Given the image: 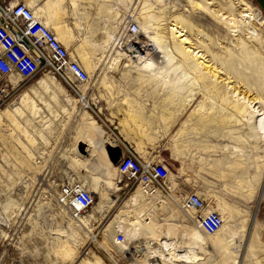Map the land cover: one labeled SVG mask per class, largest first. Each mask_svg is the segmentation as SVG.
I'll return each instance as SVG.
<instances>
[{
    "label": "rangeland",
    "instance_id": "obj_1",
    "mask_svg": "<svg viewBox=\"0 0 264 264\" xmlns=\"http://www.w3.org/2000/svg\"><path fill=\"white\" fill-rule=\"evenodd\" d=\"M9 1L16 2V0ZM246 1L249 4L251 2L253 9L261 14L259 17L264 19V13L257 2ZM109 3L115 8L111 12L113 14L105 11L106 5L101 4L100 0L88 3L91 5L87 8L90 12L92 10L95 14L103 16L107 14L108 17L111 15L109 22L99 18L93 23H83L85 33L83 31L81 35L87 37L91 35L92 39L84 37L89 45L96 43L102 46L103 31L113 29L111 28L113 23L120 33L117 37L121 38L124 15L136 12L140 7L139 0H109ZM162 3L159 9H156L158 13L160 11L161 14L164 13L169 17L175 14L183 15L208 37L210 36L212 41L200 43L199 46L208 59H213L211 62L217 71L221 72L219 73L221 76H228L229 72L226 68L228 63L233 62L239 69L241 68L243 50L233 46L237 37L232 36L230 29L218 19L193 8L188 0H162ZM135 6L137 8L134 10ZM137 22L141 35L145 37L144 42L148 44L146 37L153 34L155 25ZM71 26L76 33L79 25L72 23ZM263 26L259 31L262 35H264ZM246 33L247 31L241 28L239 34L243 41L247 39ZM81 39L82 37L79 39L80 42ZM202 40L205 42L206 38ZM128 44L122 45L121 48L130 54ZM226 47H232L236 55L231 53L229 57L224 58L229 53ZM100 50L101 47L92 54L98 64H101V70L89 77L95 79L98 88V95L95 94V97L106 100L110 94L109 70L113 68L105 66V63L98 60ZM13 55L16 57V53ZM150 55L155 64L153 71L158 76L163 74L160 81L157 77H153L155 79L151 81L140 77L142 71L135 67L113 69V82L130 81L132 75L136 74L135 80L140 87H144L143 92H147L143 98L132 97L126 93L117 98L113 86V117L122 116L127 119L124 128H115L113 125V130L117 129L130 141L144 160H160L165 163L168 167L171 196L183 194L184 202L186 194L197 190L206 195V198L218 202L221 206L219 211L223 215V227L218 234L210 236L212 245L206 242V234L193 229L195 223L186 216V208H180L171 198L168 199L169 209L166 208L164 217L167 218L163 221L156 218V213L154 215L150 211L148 204L149 207L143 218H149L150 222L144 223V233L139 236L130 237L131 234H126L125 231L117 228L113 220V224L108 225L115 212L112 200L119 195L121 197L117 203L120 204L121 200L123 198L125 200L126 195L134 189V187L125 188L124 185L127 183L118 182L119 176L113 164L105 150L103 152L99 148L105 138L111 136L106 125L109 122L113 124V119H109L108 122L100 114L102 120H99L91 111L82 114V106L78 104L75 106V110L78 108L77 111L65 121L66 116L61 112V104L66 105L63 96L67 94L75 98L77 96L52 71L41 69L34 76L27 78L19 76L16 72L6 77L0 76V112L6 106L18 105L20 94L25 90L34 96L41 107L35 116L29 114L23 117L17 116L33 136L32 142L22 132L15 130L8 120V127H0V264H53L51 257L58 262L57 264H76L81 256L88 254L89 250L99 255L104 264H149L150 259L145 254L149 251V246L158 247L156 238L167 234L178 237L183 244H191L197 250L206 252L208 259L202 264H238L235 263L236 258L241 264L245 262L264 264V186L263 189L261 188L264 178V144L253 136L255 134L251 129L252 123L249 125L245 121L243 125L237 123L232 111L226 108L215 94L204 88L202 80L197 76L195 78V75L181 63L179 65L177 59L168 61L166 58L158 57L159 53ZM219 57L223 58L224 62ZM17 58L21 63V57L18 55ZM77 60L85 68L80 59ZM119 69L124 71L120 72ZM130 69L135 70V73L129 71ZM43 73L51 74L57 83L64 85L63 93H59L51 84L50 90L41 87L37 81ZM242 76L237 82L231 78L230 81L233 82L230 84H238L241 89L250 87L253 93L257 92L254 84L259 79V75L254 71H247ZM12 81L15 86L12 85ZM121 85L131 93L136 90L131 84ZM263 85L264 83L257 85V89L259 88L257 93L264 99ZM172 87L176 88L172 89ZM119 89L120 87L117 92ZM81 90L84 97L85 89ZM53 91L58 96L56 100L50 98ZM81 100L80 102L87 106L84 102L86 99L81 98ZM127 102L131 103L130 106L139 113H137L139 118L147 126V132L151 136L149 141L142 138L134 123L129 121ZM192 102L198 103L196 109L199 112L194 117L188 114ZM100 103L101 100L97 103L98 106ZM52 112L58 114L53 116ZM76 128L85 130L84 136L87 140L84 136L82 139L92 147L91 151L86 150L84 155L88 157L86 161L72 151L73 145L70 142ZM182 129L185 131L179 134ZM138 141H142V144H138ZM226 144L230 147L236 145L243 152L237 154L231 149H226ZM205 156L214 158L213 162H209ZM209 166L213 167V170ZM82 182L95 192V203L91 209L81 214L84 219L86 218L87 226L91 230L97 233L103 231L100 235L105 241L106 250L89 240L86 229L71 221V214L67 209V212H58L60 207L56 197L60 187ZM120 184L123 186L122 189ZM182 185H185L184 188ZM101 193H105L108 199L102 202ZM127 206L125 205L124 208ZM103 212H107L106 216L100 219ZM60 214L64 216L63 219ZM134 217L135 215L130 216L129 219L122 216L116 219L129 226L134 223L136 219ZM68 223L83 235L85 239L83 245H77L76 240H79V237L67 229ZM118 232L124 234V241L121 243L117 242ZM56 236L62 238L71 236L69 240L76 243L73 261H61L51 254L52 241ZM137 243L145 245V253L133 252Z\"/></svg>",
    "mask_w": 264,
    "mask_h": 264
},
{
    "label": "bare ground",
    "instance_id": "obj_2",
    "mask_svg": "<svg viewBox=\"0 0 264 264\" xmlns=\"http://www.w3.org/2000/svg\"><path fill=\"white\" fill-rule=\"evenodd\" d=\"M188 1L193 8L198 9L204 13H208L209 15L218 19L220 23L224 24L226 28L230 29V34L232 36L237 37L235 40L236 43L233 46H237L238 48L243 50L242 65L240 69L237 67L235 63L233 62L228 63L226 65L227 66L226 68L229 72L227 73L228 76L227 77L221 76L219 74L221 72L217 71L216 67L213 65V62H211V60L213 59H208L207 55H205V53H203V51L200 49L201 46H199L200 43H208L212 41L210 36L208 37L204 31L197 28L192 22H190L183 15L175 14L172 17H169L166 16L164 13L161 14L160 11L158 13L156 9H159V7L163 4L162 0H139L140 7L137 9L136 12H130L132 19L137 24H138L137 21H142L148 23L151 26L155 25L153 27V29H155L152 32L153 34L148 35L146 37L148 38L147 39L148 44H146L144 42L145 37L141 35L140 26L138 24L139 33L141 36L140 48H138V46L136 45L128 44L127 40L129 38L127 36L123 38V27L125 26V20L123 19H122L123 24L121 28L122 31L121 38L117 37L118 35H120V33L116 29V24L113 23L111 26V28L113 29H108L103 31L104 37H103L102 46L101 44H96V43L89 45L86 39H92L90 37L91 35L88 37L87 35L86 36L81 35L82 34L81 31L83 30L82 25H79L78 28L80 35L79 36L76 35L73 31V27L64 20L63 10L56 3H50L49 7H45L42 12L43 15L46 14V17H44L45 18L44 24L53 30L56 38L61 43L64 44V46L69 50L70 55L72 57L74 56L73 57L74 59L76 60L77 58L80 59V61L84 64L86 69L84 67L83 68L87 70L89 76H93L96 72L97 73L100 72L97 70H101L100 68L101 64L100 63L98 64V61L94 59V55L92 54V52H95L97 48L99 49L100 47L102 48V50L98 51L100 55L98 57V60L101 61L102 63H105V66H108L113 69L118 67H122L124 69L135 67L141 69L142 73L140 77L148 78L150 81L151 79H155L153 77H157L159 81L163 77V74L162 76H158L156 72L153 71L155 64L152 56L150 55L151 53H159L160 56L158 57L166 58L168 61L177 59L176 61L178 62L179 65L181 63L183 66L187 67L195 75V78L197 76L198 79L202 80V85L204 86V88H206L207 91L210 90L213 94H215L220 99L221 103L226 108H229L232 111V113L236 116L235 119L237 123L241 125H243V121H245L246 124L248 125L252 123L253 126L251 127V129L254 131L255 134L253 136H255L257 140H260L264 144V99L263 97L260 96L259 93H257L259 91V88L257 89V85L260 86L262 85V83H264V35H262L259 32L260 27L264 25V19L262 17H259L261 14L257 13L253 9V4L251 2L249 4L246 0H221V1L220 0H188ZM100 2L101 4L106 5L105 11L107 13H111L115 9L113 7V4L109 3V0H100ZM136 8L137 6L134 7V10ZM109 17H111V15ZM109 17L106 16L107 21H109ZM41 19L43 21V18ZM241 28H244L247 31L246 33L247 39L243 38L244 41L242 40V37L239 34L241 32ZM1 31L3 30L0 27V32ZM81 37L82 39L80 42L79 39ZM84 37L87 38L85 39ZM203 38H206L205 42L202 40ZM124 44H128L127 48H128V52H131L130 54H128L125 50L121 48L122 45ZM75 45L76 48H74ZM226 48L229 50V53L226 54L224 58H227L230 56L231 53H234L232 51V47H226ZM219 59L222 62H224L223 58L219 57ZM134 62H137V64ZM247 71H254L259 75V79L254 84V89H256L255 91L257 92L253 93L250 87H248V89H241V86L238 84H230L231 82H233L230 81L231 78H234L237 82L238 80H240L239 78L243 77L242 74H246ZM232 73H235L236 75ZM37 82L45 90L47 89L50 90L49 88L51 84L53 87L58 89L59 93H63L62 87H64V85H62L61 83L60 84L57 83L53 79V76L49 73H43ZM12 85L15 86L14 81H12ZM175 88L176 87H172V89ZM32 91L34 90L32 89ZM20 95L21 96L18 105L14 107L6 106L4 110L0 112V127H8L9 125L7 123L8 120L10 124L15 128V130H19L20 132H22L26 136V138L30 139V142H32L34 140L33 136L30 134V132H28L25 126L21 124L18 117H23L24 115L27 114L35 116L39 113L41 107L38 104L37 100L34 98V96L30 95L29 91L25 90ZM50 98L56 100L58 99V96L53 91L52 97ZM63 98L66 100V105L61 104L62 105L61 112L67 113L68 115H70L72 112L74 113L76 111L75 106L78 103H80V101H82L81 98L84 99L83 95L81 98L79 97L75 98L68 94L63 96ZM208 100L212 101L210 98H208ZM84 102L87 105V101L85 100ZM129 103L128 102L126 103L129 121L131 120L134 123V126L139 130L141 137L149 141L151 136L147 132V126L144 124L143 120L139 118L138 115L139 113L136 112L135 109L130 106L131 103L130 104ZM191 105L192 108H189L188 114L189 116L194 117L195 114L199 112L198 109H196V105H198V103L192 102ZM52 114L53 116H55L58 114V112H52ZM126 121L127 119L123 118L122 116L113 117V125L115 128H124L127 124ZM184 131L185 129H182L179 132V134L183 133ZM80 142L86 144L88 150L90 151L92 147L88 142L84 141L81 138H79L76 141V143L73 145L72 151H74L80 157H83L84 155H82L77 148ZM108 142L109 143L113 142L111 136ZM138 144H142V141H138ZM104 145L102 143V145L99 147L100 150L103 152L105 150L103 148ZM222 146L224 145L222 144ZM225 147L226 149H231L233 152L237 154L238 153L241 154L243 152L236 145H232L230 147L229 144H226ZM39 161L40 160H37V162ZM113 166L115 172L118 174L116 165ZM187 179L188 178H186V180ZM82 184L88 186L84 182H82ZM167 184L169 185L170 190H169V194H167L165 198H163L164 200L163 204H165V207L169 209L168 199L171 198V200L173 202L175 201L181 208V206L183 205V199H182L183 194H180V196L173 194L171 196V185L169 183V180L167 181ZM263 184H264V178H263V183L261 185L262 189H263L262 186H264ZM119 186L121 189L123 188L121 184ZM182 186L184 188L185 185ZM90 189L93 193H95L92 190V188ZM194 191L197 192V190ZM198 193L201 194L203 198L207 201V205L204 209V212H207L209 210H215L222 216V220H223L222 212L219 211L221 210L220 208L221 206L218 204V202L215 201V199L206 198V195H204L201 192ZM120 197L121 196L118 195L115 197L114 200H112V207H115V212L113 216L111 215L112 218L111 220L109 219L111 222L108 221L110 222L108 223V225L114 221V224L117 225L116 227L117 228L119 227L121 230L125 231L126 234L129 235L131 234L130 237L141 235V233H144L143 232V230L145 229L143 227L144 223L146 221L147 223L150 222L149 218L147 219L143 218V215L147 211L146 209L149 207L148 204H150V211H152L154 215L156 213L157 206L149 202H145L138 188H136L134 191L126 195L125 200L123 198L120 204H118L117 202L120 199ZM100 199L103 202L104 200H107L108 197L105 193H101ZM125 205L128 206L124 208ZM58 206L60 207L59 208L60 210H58V212H62V211L67 212L66 208L60 205L59 203ZM186 211L187 213L185 212V214L186 216H188V219L190 220L192 219L193 222L195 223L194 220L195 211L189 208H186ZM106 213L107 212H103V214L100 216V219H102V217H105ZM133 215H135L136 219L133 221L134 223L129 226L124 225L121 221L119 222L116 219L117 217L121 218L122 216H126L129 219H131L130 216ZM60 217L62 219L64 218V216L61 214ZM70 217L72 219L71 221L76 222L78 226L80 225L82 228L86 229L89 240L93 241L96 246L98 245L100 248L105 249L106 244L104 239L101 237L103 231L97 233L96 231L91 230L87 226L88 222L86 218L84 219V216L82 214H79L78 217H74L71 214ZM166 218H163L161 220L163 221ZM71 225H72L71 223H68L66 225L67 229H70L79 237V240H76L77 245L80 246L83 245L85 243V239L83 235L80 234L78 230L73 229ZM222 227H223V222L221 227L215 233L206 234L207 237L206 242L208 244L212 245L211 243L212 239L210 238V236L213 234H218V232L221 230ZM194 228L200 231L196 226ZM69 238H71V236L64 238L60 236H56L55 240L52 241L53 245L51 249V254L55 258H58L61 261H70V262L73 261L76 254V250L74 248V245H76V243L71 242ZM156 240L159 245L158 247L149 246V251L146 252L144 248L145 245H141V243H137L134 246L133 252L136 254H143L146 252L145 254L150 259L149 264H153L156 262L158 264H202L205 259L206 260L208 259V254L206 252L197 250V248L191 244L181 243L180 239L178 237L175 238L172 234L161 236L158 239L156 238ZM108 254L111 256L110 253ZM51 259H52L51 262L53 264L58 263L52 257ZM236 260L237 261L235 263L241 264L237 258ZM76 264H104V261L93 250H89L88 254L81 256L76 262ZM242 264H249V263L245 262Z\"/></svg>",
    "mask_w": 264,
    "mask_h": 264
},
{
    "label": "built area",
    "instance_id": "obj_3",
    "mask_svg": "<svg viewBox=\"0 0 264 264\" xmlns=\"http://www.w3.org/2000/svg\"><path fill=\"white\" fill-rule=\"evenodd\" d=\"M123 20H125L123 38L127 36L130 45L140 48L138 24L130 14H125ZM0 27L7 33L5 37L0 36L1 77L16 72L19 76L27 78L34 76L41 69H46L59 77L72 93L82 97L78 88L89 80L87 71L70 55L69 50L56 38L53 30L44 24L26 0L16 2L0 0ZM23 51H26V55L21 56ZM13 52L16 53V57ZM18 55L22 59L21 63L18 61ZM122 147L120 148L122 154L116 163L118 182L127 183L124 185L125 188L134 187L132 191L138 188L145 202L157 206L156 217L163 219L166 215L163 198L170 190L167 184L168 167L160 160H144L126 145ZM56 202L74 217H78L93 207L95 194L82 183L62 185ZM206 205L207 201L203 196L193 190L186 195L181 208L194 210L195 226L205 234H212L221 227L223 220L215 210L204 212ZM123 241L124 234L118 232L117 242Z\"/></svg>",
    "mask_w": 264,
    "mask_h": 264
},
{
    "label": "crops",
    "instance_id": "obj_4",
    "mask_svg": "<svg viewBox=\"0 0 264 264\" xmlns=\"http://www.w3.org/2000/svg\"><path fill=\"white\" fill-rule=\"evenodd\" d=\"M16 1H18V0H16ZM26 1L29 3L30 6L33 7L35 12L37 11L36 14L39 17L43 18L44 23H45V18L44 17H46V14L43 15L42 11L44 10L45 7H49L50 3H56L63 10V15H64L63 18L70 25L72 23H77L78 25H82L83 26V23H86V22L93 23L95 19H99V18H102L103 21H107V19H106L107 14H105V16L98 15V14H95V11L92 12V10H91V12H90V9H87V8H89V6H91V5H88V3H93L94 0H33V1L26 0ZM73 3H74V5H73ZM88 11L90 12V14H89ZM109 21H110V18H109ZM109 21H107V22H109ZM78 28H79V26L76 28L77 32L76 33L74 32V33L79 36L80 32H79ZM82 28H83V30L81 32L83 33L84 26ZM6 35H7V33H5L4 31L0 32V36L1 37H5ZM13 54H15V52H13ZM24 54H25V52L23 51L22 55H24ZM97 71H100V70H97ZM118 71L122 72L124 70L123 69H119ZM129 71H131L132 73H135V70H133V69H130ZM109 73H111L110 74V77H111V79H110V94L106 98V100L105 99H100V98L98 99L97 97H95V94L98 95V88H97V85L95 84V79L94 78H89V80L86 83H84L83 85L79 86V88H78L79 89V94L80 95L82 94V90L81 89L84 88L85 89V95H84L83 98L86 99L87 102L89 103V104L87 103V106L83 105V103H81V102L78 103L80 106H82V114H85V113H88V112L90 113V111H91L93 113V114L92 113L91 114L95 115L99 120H102V118L100 117V114H101L102 117L104 116L103 118L105 120H107L108 122H109V119H113V86H114V91H115V97H117V98H119L124 93H126L128 95H131L132 97H137V98H143V96L145 94H147V92L146 93H145V91L143 92V88L144 87L143 86L140 87L138 81L135 80L134 76L136 74L132 75L131 79H129L130 81L121 80L119 82L118 80H115L113 82V69H110ZM121 84H131V86H133L136 90H135V92L131 93V92L125 90L124 88H122ZM119 87H120L119 92H117V89ZM139 91H141L142 93H138ZM78 97L79 96H77L76 98H78ZM100 100H101V103L98 106L97 103H99ZM77 109H76V111H77ZM74 113H71L70 115H68L67 113H64V116H66V120L65 121H67V119L70 118V116L72 114H74ZM85 124L86 123H83V125H85ZM106 126H107V129H108V131H109V133L111 135V138L113 139V142L109 143L108 140H109L110 137H107V138H105V141H103V142H108V143H105V144H111L113 146H119V147L120 146L122 147V145H126L130 149L135 150L133 144L130 141H128L127 139H125L123 137V135L118 132L117 129L113 130V124L112 123L109 122V124L106 125ZM85 133H86L85 130H82L80 128H76L75 134L72 136L70 144L74 145L79 138H81V139L83 138ZM84 138H85V136H84ZM85 140H87V139L85 138ZM115 143H117L118 145L117 144L115 145ZM136 153H138V155L140 157H142V155L139 154L138 151H136ZM205 157L208 158L207 160L209 162H213L214 158H210L209 156H205ZM83 159L86 161L88 159V157L87 156H83ZM197 160L198 159H196V161ZM209 168L211 170H213V167L209 166ZM207 171H209V170H207ZM193 229H195V228H193Z\"/></svg>",
    "mask_w": 264,
    "mask_h": 264
},
{
    "label": "water",
    "instance_id": "obj_5",
    "mask_svg": "<svg viewBox=\"0 0 264 264\" xmlns=\"http://www.w3.org/2000/svg\"><path fill=\"white\" fill-rule=\"evenodd\" d=\"M256 2L258 4V6L260 7V9L264 13V0H256ZM77 148H78V151L82 155H85L86 150L88 149V148L85 149V144L83 142H80L78 144ZM104 149H105V153H106L108 159L111 161V163L113 165H116V163L118 162V160H119V158H120V156L122 154V151H121L120 147L119 146H113L111 144H105L104 145Z\"/></svg>",
    "mask_w": 264,
    "mask_h": 264
}]
</instances>
